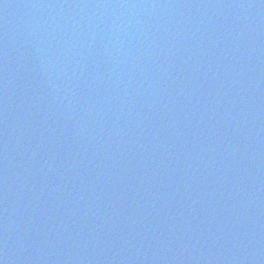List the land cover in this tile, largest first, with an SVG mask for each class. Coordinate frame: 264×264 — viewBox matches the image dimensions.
I'll return each mask as SVG.
<instances>
[{
  "label": "water",
  "instance_id": "water-1",
  "mask_svg": "<svg viewBox=\"0 0 264 264\" xmlns=\"http://www.w3.org/2000/svg\"><path fill=\"white\" fill-rule=\"evenodd\" d=\"M148 264H264V0H132Z\"/></svg>",
  "mask_w": 264,
  "mask_h": 264
}]
</instances>
